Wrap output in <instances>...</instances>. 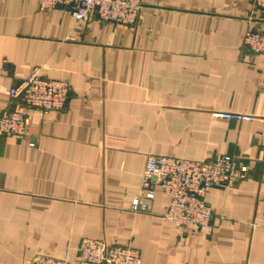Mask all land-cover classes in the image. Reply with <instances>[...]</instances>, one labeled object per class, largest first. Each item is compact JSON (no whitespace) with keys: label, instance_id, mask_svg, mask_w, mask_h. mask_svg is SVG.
I'll return each instance as SVG.
<instances>
[{"label":"crops","instance_id":"obj_1","mask_svg":"<svg viewBox=\"0 0 264 264\" xmlns=\"http://www.w3.org/2000/svg\"><path fill=\"white\" fill-rule=\"evenodd\" d=\"M39 4L0 0V110L19 107L8 90L33 70L69 93L60 110L24 107L23 138L0 134V264H80L85 237L129 243L142 264H264V53L242 46L264 13L252 0H143L129 27ZM148 154L229 155L248 173L203 193L210 232L182 230L158 186L150 212L131 209Z\"/></svg>","mask_w":264,"mask_h":264},{"label":"built area","instance_id":"obj_2","mask_svg":"<svg viewBox=\"0 0 264 264\" xmlns=\"http://www.w3.org/2000/svg\"><path fill=\"white\" fill-rule=\"evenodd\" d=\"M255 8L264 13V0H252ZM143 0H40L39 8L49 11L66 8L76 24L87 21L95 13L101 22L132 27L136 24ZM243 48L252 54L264 53V24L259 29L246 30ZM66 80L43 77L38 70L24 76L11 86L8 95L19 102V107L0 110V134L16 139L27 133L28 117L24 107L43 112L60 110L68 98ZM228 119L252 120L251 114L221 112ZM246 164L236 162L229 155L203 160H189L175 156L148 154L141 173L138 194L131 201L135 212H150L154 189L160 187L167 198L163 216L182 230H212V208L203 193L215 185L231 186L246 177ZM80 264H142L138 250L129 243L108 244L104 240L82 238L77 246ZM27 264H76L65 257L48 253L33 256Z\"/></svg>","mask_w":264,"mask_h":264}]
</instances>
